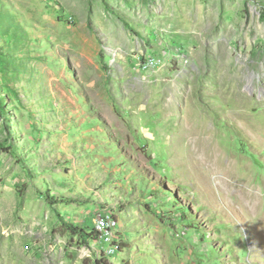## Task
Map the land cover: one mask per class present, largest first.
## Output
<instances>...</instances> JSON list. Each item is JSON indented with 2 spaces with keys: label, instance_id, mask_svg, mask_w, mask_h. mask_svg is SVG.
<instances>
[{
  "label": "rangeland",
  "instance_id": "1",
  "mask_svg": "<svg viewBox=\"0 0 264 264\" xmlns=\"http://www.w3.org/2000/svg\"><path fill=\"white\" fill-rule=\"evenodd\" d=\"M263 13L0 0V264H264Z\"/></svg>",
  "mask_w": 264,
  "mask_h": 264
},
{
  "label": "bare ground",
  "instance_id": "2",
  "mask_svg": "<svg viewBox=\"0 0 264 264\" xmlns=\"http://www.w3.org/2000/svg\"><path fill=\"white\" fill-rule=\"evenodd\" d=\"M215 71V70H214ZM216 72V71H215ZM214 76V75H213ZM215 80V78H212ZM239 79V78H238ZM214 80H209L210 82H214ZM198 109V108H197ZM196 110V109H195ZM194 110V111H195ZM201 111V110H199ZM198 112V110H197ZM196 112V113H197ZM196 113H194L193 116H196ZM199 115V114H198ZM197 115V116H198ZM201 115L203 116V114L201 113ZM196 116V117H197ZM199 117V118H198ZM194 121L195 123L199 122L200 121V116H198ZM202 118V117H201ZM208 127H207V124L205 125V127H203L202 129V133L206 134V132H204L205 130H207ZM204 138V137H203ZM205 139V138H204ZM203 150V149H201ZM205 150V149H204ZM203 150V151H204ZM199 152V149L197 150ZM199 152V155L200 158L202 159V162L203 164H205L206 162V159L209 158V153L207 152ZM203 155H206L205 158L204 157H201ZM207 164V163H206ZM216 165V164H215ZM214 165V166H215ZM216 169V168H215ZM117 218V217H116ZM114 218V217H111V216H102V219H101V222L96 219L95 220V225H94V229L99 233V235L105 240L106 243H108V248H107V252L108 254H114L116 251H117V248H116V245L114 244V241H115V233H114V229L117 228L119 226V222L118 220ZM106 229L108 230V233L106 234Z\"/></svg>",
  "mask_w": 264,
  "mask_h": 264
},
{
  "label": "trees",
  "instance_id": "3",
  "mask_svg": "<svg viewBox=\"0 0 264 264\" xmlns=\"http://www.w3.org/2000/svg\"><path fill=\"white\" fill-rule=\"evenodd\" d=\"M264 16V13H263ZM72 231H74L75 234L83 236V237H89L93 240H100V235L99 233L93 228L91 231H88V227H81L76 224H70ZM103 260H99L98 263L100 264L101 262L103 264H112L108 263L106 259V254H103Z\"/></svg>",
  "mask_w": 264,
  "mask_h": 264
},
{
  "label": "built area",
  "instance_id": "4",
  "mask_svg": "<svg viewBox=\"0 0 264 264\" xmlns=\"http://www.w3.org/2000/svg\"><path fill=\"white\" fill-rule=\"evenodd\" d=\"M97 219L101 222L102 216L101 217H98ZM107 233H108V230L106 229V234Z\"/></svg>",
  "mask_w": 264,
  "mask_h": 264
}]
</instances>
